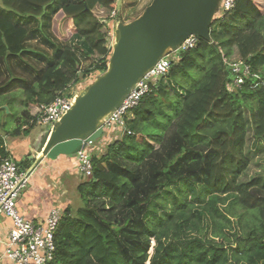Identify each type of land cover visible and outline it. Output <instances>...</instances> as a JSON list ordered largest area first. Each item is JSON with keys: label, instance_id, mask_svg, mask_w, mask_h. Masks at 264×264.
<instances>
[{"label": "trees", "instance_id": "trees-1", "mask_svg": "<svg viewBox=\"0 0 264 264\" xmlns=\"http://www.w3.org/2000/svg\"><path fill=\"white\" fill-rule=\"evenodd\" d=\"M1 5L0 98L22 90V129L29 134L41 106L107 70L112 21L124 20L119 0H2ZM39 37L52 53L32 59L28 51ZM211 39L199 38L173 63L131 113L122 140L92 156V176L78 180L82 206L61 208L57 249L49 264H264V176L239 184L250 165L245 153L250 124L255 138L264 142V0H237L233 10L212 23ZM236 51L260 79L249 78L230 92L227 85L234 77L223 53L229 58ZM26 59L42 64L41 69H32ZM17 65L30 69V76L16 77ZM192 74L201 78L192 82ZM7 106L13 115L12 103ZM157 121L163 133L153 134L147 128ZM171 127L180 151L197 154L205 148L204 181L178 176L181 168L163 170L166 182L143 210L129 199V173L116 165L145 163L161 149ZM20 129L13 132L19 135ZM13 132L0 124V166L11 156L4 138ZM17 164L26 173L34 161L26 156ZM51 181L56 185L57 179ZM124 206L133 211L127 224L110 219ZM250 213L256 220L252 227L246 221Z\"/></svg>", "mask_w": 264, "mask_h": 264}, {"label": "water", "instance_id": "water-1", "mask_svg": "<svg viewBox=\"0 0 264 264\" xmlns=\"http://www.w3.org/2000/svg\"><path fill=\"white\" fill-rule=\"evenodd\" d=\"M220 6L221 0H153L133 21L116 20L107 70L77 91L71 108L38 138L25 181L44 159L76 157L87 142L101 139L105 123L136 86L189 37L211 42V25ZM3 109L10 113L8 106Z\"/></svg>", "mask_w": 264, "mask_h": 264}, {"label": "rangeland", "instance_id": "rangeland-1", "mask_svg": "<svg viewBox=\"0 0 264 264\" xmlns=\"http://www.w3.org/2000/svg\"><path fill=\"white\" fill-rule=\"evenodd\" d=\"M152 1L153 0H119L122 20L125 21L132 17H137L151 4ZM1 2L2 0H0V7L2 6ZM46 50L52 53V48L48 44H46L42 38L39 37V41L35 43V45H32V48L28 51V54H31L32 56L30 55L28 57L34 59L33 56L39 55L40 58H45L48 55ZM177 55L178 54L176 53H172L171 55H169V57L170 59H174L175 57H177ZM238 56V52L236 51L234 53V57L238 58ZM25 62L28 63L32 69H41L42 67V64H40L39 66L35 61L32 60L30 61L26 59ZM15 68V71H17L15 75L16 77L25 78L30 76V69L29 71L27 70V72L23 71V68H25L24 64L23 68L18 67V65ZM3 70L6 71L5 69ZM95 78L96 76L94 75V79ZM200 78L201 75L192 74L191 79L192 82H197ZM88 81L83 82L81 84V88L72 87L67 90L66 93L68 95L77 93V91L84 88L86 84L88 85ZM23 96L24 93L22 92V90L14 89L10 91V93H8L6 96L0 98V124H5V131L13 132L14 130H18L19 128L22 129V126L24 125V109L21 105ZM7 103H12V107L10 109L13 110V115L7 114L6 109H2V107L7 106ZM246 118L249 121L251 119L250 112L248 110L246 111ZM162 125L163 124L160 121H157L155 124L149 125L147 129L153 134H160L163 133ZM50 128L51 125L36 124L34 129L29 134L26 133L23 129H20L21 133L19 135L18 133L13 132L5 137L4 141L14 160L16 162H21L22 159L26 156H28V158L30 159L33 155V152L37 149V146L39 144L38 142H40V140L38 141V138H40L42 134H46L50 130ZM46 136L47 135H45V137ZM122 137V135L116 136L117 140H122ZM100 140L101 139L97 140V142H100ZM177 140L176 130L174 127H171L165 133L161 149L158 152L154 153L145 163L139 166L128 163H124V165L118 163L116 165L119 166V169L125 170L129 173V179L133 181L132 195L129 197V199L140 202L141 209L144 210L145 201L151 200L152 197L155 198L156 194H160V189L166 182V177L162 174L163 170L169 168H181L180 172L177 173L178 176L182 174L181 177L183 178H193L197 181H204L205 159L202 155L204 154L205 148H201V150H199V153L197 154H187L186 152H182L178 149ZM245 153L250 160V165L247 171L242 175L239 184H247L257 177L264 176V142L259 141L255 138L254 130L251 124L248 126ZM92 154L95 155V150ZM45 171V169L41 168L39 171H37V176L43 177L45 175ZM31 177L32 176H30V178L27 180V183L25 184L24 192L32 189L34 180L33 177ZM50 178L51 177H48V181H51ZM69 179V176H67V178L66 176L65 178L63 177L60 183L56 184L54 189L52 190H54V193H56L57 196H60V199L56 200L60 202L70 200L72 203L71 206L77 209L78 207L82 206L79 194L77 192V186L79 182L74 181V179ZM96 203L97 202H95V204ZM123 208L124 210H120V212L116 210V212L111 215L110 219H112L113 221L117 219L121 221L122 224H127L130 221L129 218L131 217L133 211L127 206H124ZM99 209H101V207ZM253 214L256 215L255 213ZM246 221L249 227H252L254 223H256L255 218L251 217V213L249 214V217ZM136 229L139 230V232L141 230L139 226H137ZM5 245L6 244H4L2 248L3 250L0 252V257L6 249ZM151 251L152 250H150V253ZM0 264L13 263L11 260L5 257L4 259H0Z\"/></svg>", "mask_w": 264, "mask_h": 264}, {"label": "built area", "instance_id": "built-area-1", "mask_svg": "<svg viewBox=\"0 0 264 264\" xmlns=\"http://www.w3.org/2000/svg\"><path fill=\"white\" fill-rule=\"evenodd\" d=\"M237 0H221L220 10L215 19L221 18L235 8ZM113 12L112 18L115 19ZM115 21H112L114 24ZM111 23V24H112ZM114 37V31L110 33ZM199 41V37H189L180 48L174 52V59L165 57L144 77L130 95L124 101L112 117L105 123L103 139L100 142H87L84 148L76 155L77 174L88 178L93 174L92 156L103 154L116 136H124L128 133L127 122L131 113L139 107L145 96L151 93L159 80L166 77L173 63L178 62L180 57ZM223 60L228 65L234 79L229 81L227 88L230 92L240 90L249 78L259 76L253 73L252 66L243 58L227 57L223 53ZM93 80L94 77L88 78ZM85 79L83 82L88 81ZM81 88V86H80ZM76 93L57 97L51 104L41 106L40 112L35 119L36 124L53 125L59 117L71 108L73 97ZM99 154H98V153ZM26 173L21 172L17 162L11 156L3 160L0 166V216L4 215L11 219L12 228L9 232L8 243L0 259L7 257L13 264H49L54 260L57 245L56 234L59 230L63 211L60 207H52L48 217L42 221L29 220L18 209V200L27 183Z\"/></svg>", "mask_w": 264, "mask_h": 264}, {"label": "crops", "instance_id": "crops-1", "mask_svg": "<svg viewBox=\"0 0 264 264\" xmlns=\"http://www.w3.org/2000/svg\"><path fill=\"white\" fill-rule=\"evenodd\" d=\"M142 13L143 12H141L140 14ZM76 167V157L61 156L55 160L49 158L44 159L31 175L34 180V182L32 181V189L24 192V187L22 190V194L18 201V209L20 213L29 220L42 221L48 217L52 207H60L64 209L68 204L72 205L70 200L62 202L56 200L60 199V196H57V194L54 193V190H52L54 189L55 185L50 184V181H48V177L57 179V183L55 184L60 183L63 177L65 178V176L66 178L67 176H69V180L74 179V181L78 182L79 175L77 174ZM41 168L46 170L45 175L43 177H38L37 171H39ZM0 219L1 252L3 250L2 248L4 244H6L5 246L7 247L9 232L12 228V221L10 218L4 215H1Z\"/></svg>", "mask_w": 264, "mask_h": 264}, {"label": "flooded vegetation", "instance_id": "flooded-vegetation-1", "mask_svg": "<svg viewBox=\"0 0 264 264\" xmlns=\"http://www.w3.org/2000/svg\"><path fill=\"white\" fill-rule=\"evenodd\" d=\"M40 140V139H39Z\"/></svg>", "mask_w": 264, "mask_h": 264}]
</instances>
